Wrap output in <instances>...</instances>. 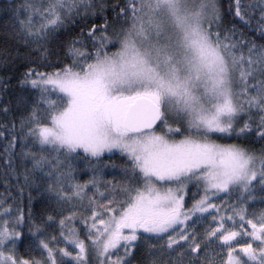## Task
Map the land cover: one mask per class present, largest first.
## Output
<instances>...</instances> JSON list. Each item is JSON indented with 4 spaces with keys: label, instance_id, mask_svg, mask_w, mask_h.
Returning <instances> with one entry per match:
<instances>
[{
    "label": "snow or ice",
    "instance_id": "snow-or-ice-1",
    "mask_svg": "<svg viewBox=\"0 0 264 264\" xmlns=\"http://www.w3.org/2000/svg\"><path fill=\"white\" fill-rule=\"evenodd\" d=\"M5 11L24 47L3 59L24 69L25 183L42 208L31 193L27 211L0 198V264H264V209L249 211L264 204V0H23ZM114 150L123 179L102 182Z\"/></svg>",
    "mask_w": 264,
    "mask_h": 264
},
{
    "label": "trees",
    "instance_id": "trees-1",
    "mask_svg": "<svg viewBox=\"0 0 264 264\" xmlns=\"http://www.w3.org/2000/svg\"><path fill=\"white\" fill-rule=\"evenodd\" d=\"M22 2L23 0H0V78H11L10 81H8V88L6 90L0 88V198L10 194L14 201L19 202L24 210L27 211L29 205V193H31L33 197L31 207L34 211L38 212L42 208L41 198L37 195V190L34 186L29 187V185L25 183V169L31 168V162L24 158L21 144L25 143V141L20 140V116L22 112L17 107V98L21 95V89L18 84V75L24 69L20 67L19 61H17L15 67H13L11 64L6 65L3 59V56L6 53H11L14 58L17 50L21 53L24 52V47L13 30L11 13L5 11L8 5L16 6ZM223 2L225 7H227L228 0H223ZM247 34L249 36L254 35L250 31ZM68 38V32L66 31L59 39L62 43ZM258 42L264 43V41ZM49 47L54 51L58 50L59 43L51 44ZM52 59L55 60L56 57L53 56ZM41 70L44 71L48 69ZM5 106L9 108L7 113L3 111ZM13 122L16 125L15 131L12 130ZM13 135L17 137V140L15 147L11 149L12 165L9 167L6 163L8 157L5 154V148ZM224 141L233 143L241 142L235 140ZM256 147L258 148L259 145H256ZM103 160L107 163V167L102 168V173H98V178L102 182H116L122 180L123 177L119 166L123 164L124 157H122L119 151L105 153ZM113 164L117 167H113ZM75 166L77 169L76 175L81 182L89 178L91 172H88V175H84L83 172L80 171V169L84 168V163L82 161L75 162ZM21 189H23V191H21ZM195 191L196 189L194 187H190L186 199L191 197L192 193ZM257 196H259V193H257ZM198 197L199 196L197 195L196 198ZM250 203L251 208L249 211H256L258 213L260 210L264 209V204L260 203L258 199Z\"/></svg>",
    "mask_w": 264,
    "mask_h": 264
},
{
    "label": "rangeland",
    "instance_id": "rangeland-1",
    "mask_svg": "<svg viewBox=\"0 0 264 264\" xmlns=\"http://www.w3.org/2000/svg\"><path fill=\"white\" fill-rule=\"evenodd\" d=\"M214 139H219L218 137H214ZM219 142L220 143H233V142H226V141H224V140H219ZM115 151H117V150H114L113 152H115ZM190 187H192V186H190ZM199 198V197H198ZM197 198V199H198ZM218 202V201H217Z\"/></svg>",
    "mask_w": 264,
    "mask_h": 264
}]
</instances>
